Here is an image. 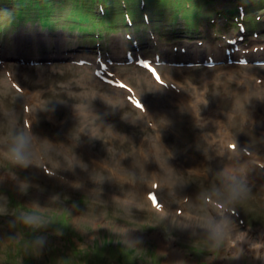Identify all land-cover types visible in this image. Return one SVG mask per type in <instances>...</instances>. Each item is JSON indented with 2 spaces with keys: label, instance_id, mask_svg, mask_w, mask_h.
<instances>
[{
  "label": "rangeland",
  "instance_id": "1",
  "mask_svg": "<svg viewBox=\"0 0 264 264\" xmlns=\"http://www.w3.org/2000/svg\"><path fill=\"white\" fill-rule=\"evenodd\" d=\"M124 1L137 8L147 2ZM236 1H193L202 7L198 40L183 24L174 34L173 9H185L176 0H151L156 9L147 8V18L138 12L162 34L148 27L143 39L136 27L109 33V49H87L84 38L67 30L69 17L79 22L83 0L56 1L55 32L38 30L34 21L15 35H0V55L9 61L0 64V264H255L257 254L238 255L234 241L230 247L232 232L260 249L256 264H264V26L260 36L231 46L234 60L220 58L240 32L213 15L235 10ZM238 1L253 24L264 18V0ZM15 6L0 0V13L7 11L1 29L9 27L8 18L20 21L11 12ZM101 53L112 62L98 59ZM129 53L165 61L159 67L165 87L148 70L123 66ZM42 55L54 63L12 62ZM210 58L220 62L204 65ZM182 93L186 98L175 97ZM180 99L196 103L195 113L174 105ZM169 119L176 129L157 133V122ZM19 137L25 165L10 156ZM154 144L161 151L157 162ZM149 190L161 205L151 203ZM15 202L22 211L15 213ZM221 213L228 218L223 223ZM217 225L223 226L219 236Z\"/></svg>",
  "mask_w": 264,
  "mask_h": 264
},
{
  "label": "bare ground",
  "instance_id": "2",
  "mask_svg": "<svg viewBox=\"0 0 264 264\" xmlns=\"http://www.w3.org/2000/svg\"><path fill=\"white\" fill-rule=\"evenodd\" d=\"M31 17H32V15H31ZM33 19H35L34 21L37 23V25L39 26V30L41 29L42 30V24H41V21H40V19L39 18H37V17H34ZM144 32H141L142 34H144L145 32H146V29H144L143 30ZM141 34V35H142ZM189 106V105H188ZM187 106V107H188ZM200 114H199V112L197 113V116H199ZM86 123L88 124H93L94 122H92V121H89V120H86ZM225 124V123H224ZM207 124H206V127L205 128H207ZM209 126H211V124H209ZM155 146V144L154 145H152L150 148H151V150H150V153L153 155V157H154V159H155V161L157 162L158 161V158L160 157V153H161V151H160V149L158 148V147H154ZM140 160V159H139ZM161 163V164H160ZM160 163H158V165H160V167L162 168V162L160 161ZM157 164V163H156ZM165 168H166V166L165 165H163ZM158 178H160V176H158ZM163 178L161 177L160 179H159V181L160 182H165L164 180H162ZM170 180V179H169ZM168 180V181H169ZM168 181H167V183H168ZM166 201L167 202H169L170 200L169 199H166ZM161 202H162V200H161ZM163 203V202H162ZM189 204H190V202H189ZM187 207H189V206H187ZM222 214V213H221ZM221 216H223L222 218H219V221H221V223H223V221H225V220H228V218H227V216L225 215L224 216V214H222ZM201 219V218H200ZM229 229V228H228ZM227 241L229 242V244H230V247H232L233 248V241H234V249L237 251L236 253L238 254V255H244V254H248L250 257H253V254H257V256L255 257V264L258 262V259L260 258L259 257V254H260V252H261V250L260 249H257V247H256V249H252V248H248V245L246 244V241L247 240H243V239H241L240 237H236L235 235H233V232L232 233H230V235L228 236V238H227ZM250 246H253V245H250ZM246 249V250H245Z\"/></svg>",
  "mask_w": 264,
  "mask_h": 264
},
{
  "label": "clouds",
  "instance_id": "3",
  "mask_svg": "<svg viewBox=\"0 0 264 264\" xmlns=\"http://www.w3.org/2000/svg\"><path fill=\"white\" fill-rule=\"evenodd\" d=\"M24 147H25V140L23 137L17 138V141L15 143V146L10 150V156L14 163L25 165L26 164V158L24 156ZM31 222V219L29 218V221ZM222 225H217L214 228V235L219 236L222 234Z\"/></svg>",
  "mask_w": 264,
  "mask_h": 264
},
{
  "label": "trees",
  "instance_id": "4",
  "mask_svg": "<svg viewBox=\"0 0 264 264\" xmlns=\"http://www.w3.org/2000/svg\"><path fill=\"white\" fill-rule=\"evenodd\" d=\"M50 13V12H49ZM48 18V17H47ZM59 217H61V219L63 218V215L61 214V215H58L57 213H56V218H59ZM62 221H63V219H62ZM65 222V221H64ZM25 235L26 236H29V231L27 230L26 232H25ZM25 238V237H24ZM33 238H36V236L35 237H33ZM29 239V237H26V239H25V241H27ZM38 240H36L35 242H37ZM98 250H99V248H98ZM101 250H103V249H101ZM100 250V251H101Z\"/></svg>",
  "mask_w": 264,
  "mask_h": 264
}]
</instances>
